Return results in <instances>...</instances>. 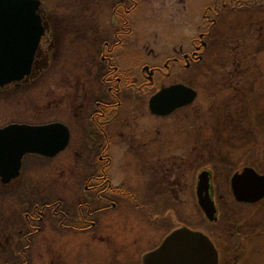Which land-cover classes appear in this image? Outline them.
Wrapping results in <instances>:
<instances>
[{
    "label": "rangeland",
    "instance_id": "rangeland-1",
    "mask_svg": "<svg viewBox=\"0 0 264 264\" xmlns=\"http://www.w3.org/2000/svg\"><path fill=\"white\" fill-rule=\"evenodd\" d=\"M210 2L211 0H142L131 19L132 38L136 44L131 49L122 48V65L127 66L128 57L132 58L135 54L138 62V66L133 65L135 73L143 80L140 70L144 63H156V66L162 67L164 60L172 56L173 48L182 46V49L190 50L197 27L202 23L204 5ZM259 15L263 20L264 11ZM261 34L263 39H259L260 42L264 40V30ZM152 50L153 54H157L155 61L154 55L149 54ZM237 53L247 57L242 63L243 69L248 68L247 71L245 69L247 74L236 86L227 87L224 95H221L220 87L225 83H219L220 79L218 82V75L203 76L195 67L193 71L189 69L186 76L181 70L174 68L168 78H154L156 86L164 81L184 78L198 90L187 128H179L184 124L179 120L182 116L180 112L175 119L155 122L146 109L143 108L142 113H146L143 115L137 111V106L129 107L130 114L136 117V123L140 126L141 136L148 138V151L162 153L163 146L167 144L185 146L188 145L187 139L194 145L195 151H192L190 162L187 160L181 184L179 179H173V183L179 186L165 183L167 190L161 198L164 188L156 190L154 180L146 174L141 158L123 155L128 145L118 144L119 150L116 151L120 154H117L111 172L115 183L122 182L133 188L143 200L149 196L143 193L151 194L149 187L154 186L159 195L152 194L150 204L140 207L121 200L118 208L100 213L96 217V225L85 234L65 229V225H61L50 210H47L36 223V234L31 239L22 241L26 253L24 261L27 264H140L143 253L158 246L172 229L183 225L204 229L212 235L218 234L221 242L226 245L224 251H221L222 264H264V199L252 205L238 204L229 190L231 175L241 167H253L259 172L262 169L260 173H264V42L259 48L246 47L244 51L241 48ZM85 58L86 52L82 47L76 49L63 42L60 52L52 53L51 65L30 85L12 88L0 95V126L13 121H65L71 127V144L74 146L78 141L80 147L81 141L77 137L80 127L77 120L70 117L74 114V109L66 96L71 93L68 80L72 78L73 72L76 70L78 75L85 74ZM208 58L210 60L204 62L206 73L212 71L211 64L216 61ZM134 63L136 64L135 61ZM60 86L65 87L63 98L58 96ZM128 103L135 105L130 101ZM235 105L233 116L229 119L223 117L225 110H230ZM180 129L183 134L178 131ZM184 129H189L190 132L186 133ZM156 132L160 134L161 141L158 143L164 145L155 142ZM135 134H138V130ZM139 143L134 144L139 146L137 149L140 148ZM79 149L81 151L84 147ZM177 155L171 157L176 159ZM67 156L70 154H59L47 159H26V174H32L34 181L30 195L34 203L43 205L52 200L60 201L65 210L82 196L80 190H76L77 184L73 183L74 175L67 174L72 172L67 170L70 164L64 161ZM160 157H152L150 170L159 172V179L165 181ZM202 166L211 167L213 171L212 191L219 216L212 225L199 212L193 191L194 178ZM144 176H149V183L148 179L144 180ZM18 196L16 191L0 193V224H6L8 232L19 228L20 220L16 212L19 208ZM19 197L23 200V197ZM25 200L28 199L25 197ZM21 247L23 244L20 249ZM8 255L10 256L7 247L0 244V264L8 261Z\"/></svg>",
    "mask_w": 264,
    "mask_h": 264
},
{
    "label": "flooded vegetation",
    "instance_id": "flooded-vegetation-1",
    "mask_svg": "<svg viewBox=\"0 0 264 264\" xmlns=\"http://www.w3.org/2000/svg\"><path fill=\"white\" fill-rule=\"evenodd\" d=\"M38 1L36 14L40 19L42 34L39 36L38 46L31 61V72L21 81L2 86L0 95L12 88L30 85L49 64L51 65L53 62L52 53L60 52L63 42L75 46L76 49L78 47L84 49L86 58L83 65L87 67L85 74L78 75L76 70L73 72L72 78L68 80L71 93L66 96L69 97L70 106L74 109V114L70 117H74L80 127L77 137L81 141L80 147H84L83 150L80 151L78 141L74 146L71 144V127L65 121H60V124L67 128L69 137L65 149L60 154H70L64 159L65 163L70 164L67 170L72 171L67 174L69 176L74 175L73 183L77 184L76 190L79 189L82 196L73 201L72 207L65 210L60 201L52 200L50 203L43 205L34 203L32 196H30L34 181L31 177L32 174H26L25 162L30 157L44 159H47V157L34 153L24 154L16 178L3 183L0 177V193L16 191L19 196L23 197V200L19 196L17 198L19 208L16 212L20 220L18 221L20 222L19 228L8 232V226L0 224V244H4L10 254L7 257L8 261L4 264H27L24 261L26 253L22 241L29 240L36 234L38 230L36 223L42 219L43 212L47 210H50L61 225H65L63 226L65 229H70V231L77 234H85L90 232L96 225V217L100 213L103 214L118 208L121 200L134 207L149 205L153 198L152 194L159 195L156 192L157 189L164 188L161 198L165 196L167 190L165 183L174 184L173 179H179V184H181V179L185 175L187 160L190 162L192 151H195L194 145L189 142V139H187L188 145L185 146H170L158 143L161 141L159 140L160 134L156 132L155 142L164 145L162 153L154 154L152 150L148 151V138L147 136H141L140 126L136 123V117L130 114L129 107L137 106L139 113H142L143 108L146 109L155 122L170 118L175 119L176 115L179 114L178 112H180L182 116L179 120L183 121L184 124L182 127L180 125L179 128H187L190 125L191 108L195 105L198 90L184 78L174 79L171 82L164 81L159 86L155 85L154 78H168L174 68L181 70L186 76L190 71L189 69L193 71L195 67L199 74L203 76L211 73L218 75L216 78L218 82L220 79L219 83H225L220 87V93L224 95L223 93L226 92L227 87L236 86L247 74L245 69L247 71L248 68L243 69L242 67V63L246 61L247 57L244 54L239 56L238 50L242 48V51H244L246 47L259 48L264 42V40L259 41V39H263L261 31L264 30V19L261 20L262 17L259 13L264 11V0H211L210 3L204 5L205 9L201 16L202 23L197 27L196 37L193 38L190 44V50H184L182 46L177 49L173 48L172 56L164 60L162 67L156 66V63H144L140 70L144 79L141 80L134 69V66H138L137 56L134 54L133 59L128 57V65L123 66V55L120 52L122 48H130L136 44L132 38L133 22H131V19L137 8L140 7L142 0ZM153 52L152 50L149 54L154 55L153 61H155L157 54H153ZM208 57L214 58L216 61L211 64L212 71L206 73V63L204 62L210 60ZM174 84L196 90L195 101L176 108L166 116L151 113L149 99L158 91ZM60 87L58 96L63 98L65 87ZM128 101L135 103V105H129ZM61 107L64 108L62 104ZM142 114L146 113L143 112ZM52 122L58 121L53 120ZM52 122L27 123L13 121L8 124L44 125ZM8 124L0 126V128L3 129ZM136 130H138V134H135ZM178 131L183 134V130ZM184 132L188 133L190 130L184 129ZM136 142H140L139 149H137L139 146L134 145ZM118 144H127V151L122 154L128 155L129 157L125 156L128 158L140 157L143 167L146 168V174L150 178L152 176L151 180H154L153 184H155L156 190L154 186L149 187L151 194L149 192L143 193L149 195L144 200L140 199V195L133 188L125 186L122 182L115 183L113 176H111L117 154H120L116 151ZM174 154H178L176 159L171 157ZM158 156L162 158L160 159V167L165 181L159 179L161 175L159 172L157 173L154 169L150 170L152 165L149 163L152 157ZM201 170L209 171L210 174L209 192L217 212L216 220L210 222V225H212L216 223L219 216L217 202L212 191L213 171L208 166L200 167L194 178L195 186L197 176ZM235 172H240V170ZM149 176H144V180L148 179V183ZM179 184L174 185L179 186ZM193 191L195 192V187ZM25 197L28 199L27 201ZM238 204L252 205L255 203ZM199 212L202 213L200 209ZM190 229L200 231L209 238L215 247L216 253H218L217 263L222 264L223 253L221 251H224L226 245L221 242L218 234L212 235L204 229ZM21 244H23V247L20 249ZM140 257V264H142V255Z\"/></svg>",
    "mask_w": 264,
    "mask_h": 264
},
{
    "label": "water",
    "instance_id": "water-1",
    "mask_svg": "<svg viewBox=\"0 0 264 264\" xmlns=\"http://www.w3.org/2000/svg\"><path fill=\"white\" fill-rule=\"evenodd\" d=\"M38 0H0V88L21 81L31 72L42 26L36 14ZM19 41V42H18ZM196 90L174 84L158 91L148 103L151 113L166 116L178 107L194 102ZM69 140L60 122L44 125L12 123L0 128V177L7 183L18 176L21 158L34 153L53 158ZM209 171L197 176L196 203L208 222L216 220V207L209 188ZM230 191L238 203L252 204L264 198V173L243 167L230 177ZM213 243L200 231L186 226L173 229L158 247L142 255V264H218Z\"/></svg>",
    "mask_w": 264,
    "mask_h": 264
},
{
    "label": "trees",
    "instance_id": "trees-1",
    "mask_svg": "<svg viewBox=\"0 0 264 264\" xmlns=\"http://www.w3.org/2000/svg\"><path fill=\"white\" fill-rule=\"evenodd\" d=\"M210 75H213V73H211ZM237 104H238V103H237ZM236 106H237V105H235V106H234L232 109H230V110L227 108V109L225 110V112H224L223 117H225L226 119H229L230 116H233V115H232V111L235 110V107H236ZM230 120H231V119H230ZM254 169H256V168H254ZM256 170L259 172L258 169H256ZM261 171H262V169H261ZM261 171H260V172H261Z\"/></svg>",
    "mask_w": 264,
    "mask_h": 264
}]
</instances>
